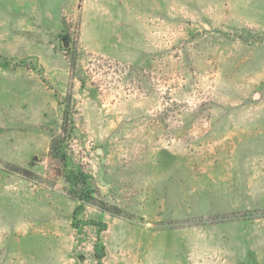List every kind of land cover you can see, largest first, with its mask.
Wrapping results in <instances>:
<instances>
[{"label": "rangeland", "instance_id": "rangeland-1", "mask_svg": "<svg viewBox=\"0 0 264 264\" xmlns=\"http://www.w3.org/2000/svg\"><path fill=\"white\" fill-rule=\"evenodd\" d=\"M0 264H264V0H0Z\"/></svg>", "mask_w": 264, "mask_h": 264}, {"label": "trees", "instance_id": "trees-1", "mask_svg": "<svg viewBox=\"0 0 264 264\" xmlns=\"http://www.w3.org/2000/svg\"><path fill=\"white\" fill-rule=\"evenodd\" d=\"M102 211H104V212H109L108 211V209H106L105 207H102V208H100Z\"/></svg>", "mask_w": 264, "mask_h": 264}]
</instances>
